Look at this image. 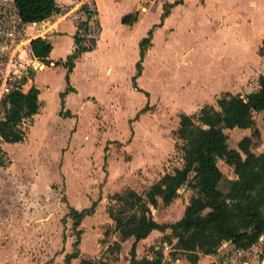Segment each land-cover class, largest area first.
<instances>
[{
	"label": "crops",
	"instance_id": "crops-1",
	"mask_svg": "<svg viewBox=\"0 0 264 264\" xmlns=\"http://www.w3.org/2000/svg\"><path fill=\"white\" fill-rule=\"evenodd\" d=\"M95 1L100 14L101 36L94 49L83 52L74 61L68 74L72 90L65 95L63 106L60 94L68 87L64 63L78 49L74 25L66 20H56L57 31L45 37L52 46L48 56L52 65L39 68L33 58H29L32 74L28 87L36 86L40 89L42 106L32 121L24 125L25 138L16 145V148L22 149L21 162L32 159L34 153L40 159L41 150L47 147L50 130L44 121L39 125V120L42 112L47 114V101L51 99L54 101L55 113L70 125L69 136V132H74L79 124L80 111L86 107L93 114L105 111L121 114L127 109L128 98L135 97L140 100V104L129 114L132 116L143 112L146 98L170 100L176 98V93H180L187 101L186 107L196 106V109H200L206 101L209 105L216 103L224 93L244 97L258 89V79L264 75V56L260 55L264 43V0H182L174 6L169 5L179 0ZM71 2L55 0L57 6ZM129 14L136 15V22L132 25L123 24L122 18ZM50 18L52 21L56 19L53 16ZM149 31H153L151 43L141 62V73L136 76L137 64L140 62V42L148 36ZM180 37H186L185 43L178 40ZM156 42L160 48L155 47ZM177 65L187 70L183 71L186 76L175 84ZM166 68L173 70L170 72L175 77L172 79L173 84L162 87L158 92L159 97L154 96L146 77L150 79L151 75V79L157 80L159 73L165 72ZM134 77L136 86L133 83ZM60 112H69L70 116H61ZM31 131L36 132L32 145L27 138ZM74 134L71 146L76 143ZM66 146L62 145L60 149L58 180L60 175L68 180L65 164L70 156L63 152ZM1 147L7 162L0 168V177H4V180L9 176L12 178L6 186H3L0 178V248L10 250L12 247L16 260L15 263L0 261V264H34L33 254L43 259L41 262L37 260V264H48L51 260L54 262L49 264H65L66 257L76 252L77 256L72 257L69 264H81L83 260L90 264H100L95 261L96 258H100L117 242L120 249L114 251L115 260L110 264H129L135 239L129 237L122 240L114 230V222L108 213L109 203H105L107 196L91 202L70 190L67 192V207L58 203L54 193L51 194L55 197L56 208L41 197L33 202L34 184L40 171L34 167V175L24 176L25 168L15 167L17 162L7 151L6 142H2ZM30 147H34L33 150ZM46 156L49 163L53 161L48 158L50 155ZM44 191L48 192L46 185ZM94 202V212L83 218L77 228L81 234L76 247V234H69L71 229L76 232L74 221L69 216L70 208L81 211L90 208ZM188 202L189 199L174 221L168 222L160 214L159 202L155 208H151L152 216L160 224L176 222L183 216ZM172 205L173 202L167 206L166 211ZM107 227H112L113 232L108 241L101 243L100 240L104 238L102 232H107ZM170 233V229L153 230L146 238L136 242L137 259L152 260L155 251L162 248L161 264H214L223 253L233 249L230 243L223 244L217 254H201L192 263L185 254L174 250L173 245L177 240L172 238L169 241L166 237ZM10 240L12 244L7 247L6 243ZM256 248L261 250V254L248 256L245 264H264V237L256 243ZM57 252L60 254L56 255ZM101 260L106 262V259Z\"/></svg>",
	"mask_w": 264,
	"mask_h": 264
},
{
	"label": "trees",
	"instance_id": "trees-1",
	"mask_svg": "<svg viewBox=\"0 0 264 264\" xmlns=\"http://www.w3.org/2000/svg\"><path fill=\"white\" fill-rule=\"evenodd\" d=\"M181 2L179 0L169 6ZM13 3L26 22L44 20L57 10L55 0H13ZM136 20L135 14H129L122 18V23L132 25ZM152 34L153 31H149L148 36L140 42V62L137 64L136 76L141 73V62L150 46ZM30 47L39 68L52 65L48 59L52 46L46 38L33 39ZM86 51L88 50L78 48L64 63L68 87L60 94L62 106L65 95L72 90L68 74L74 61ZM260 55L264 56V43L260 48ZM27 82L28 78H24L1 102L3 115L0 118V168L7 162L1 143L22 142L25 138L24 125L32 121L42 106L40 89L36 86L28 87ZM254 113H262L264 121V75L258 79V89L244 97L224 93L217 99L215 106L206 104L193 115L181 114L175 134L181 141L179 150L183 160L182 167L165 173L145 193L127 189L123 194L117 193L110 197L112 202L108 205V213L114 222V230L120 234L121 239L134 237L136 243L153 230L170 229L171 233L166 238L169 241L176 239L174 250L185 254L192 263L201 254H217L227 242L237 250L248 249L262 241L264 152L255 153L252 150L253 138H259L260 131L254 128L250 136H244L237 143V148L229 147L226 133L227 130L252 129L255 125ZM60 115L68 117L70 113L60 112ZM219 160L232 167L236 176L234 181H228V186L224 189L220 188L225 177L218 166ZM183 187L191 191L183 216L168 224L155 221L151 208H155L159 200L165 206L170 205L179 197V191ZM95 206L96 202L81 211L70 208L69 216L76 228V247L81 234L77 228L83 218L94 212ZM135 243L130 251L129 264L162 263V248L155 251L152 260L137 259ZM114 247L119 250L120 244L114 243ZM74 256H77V252L68 255L65 264H69ZM81 264L90 263L83 260Z\"/></svg>",
	"mask_w": 264,
	"mask_h": 264
},
{
	"label": "rangeland",
	"instance_id": "rangeland-1",
	"mask_svg": "<svg viewBox=\"0 0 264 264\" xmlns=\"http://www.w3.org/2000/svg\"><path fill=\"white\" fill-rule=\"evenodd\" d=\"M178 40L185 43L186 37H180ZM155 47L160 48L158 42H156ZM185 70L187 68L177 65L175 78L170 74L173 70L166 68L165 72L159 73L157 80L151 79L150 75V79L147 76L146 81L152 89V93L155 94L154 96L159 97L158 92L160 89L173 84L174 80L172 81V79H176V82L174 81L176 84L186 76L183 72ZM186 102L180 93H176V98L170 100L146 98L143 112L132 116L129 114L140 104V100L135 97L128 98L126 101L127 109L121 114H112L110 111L93 114L94 112L86 107L80 111L78 126L76 125L74 132L71 130L68 136L70 125L64 119L61 120L55 113L54 101L51 99V101H47V114L42 112L39 120V125L44 121L50 130L49 140L46 141L47 147L43 149L44 154L41 150L40 159L34 153L32 159L29 158L21 162L22 149L16 148L18 143H6L8 146L7 151L15 158L16 168H25L24 172L26 174L24 176L34 175L36 172L34 167H37L40 171L34 184L33 202L37 197H41L51 207L56 208L55 197L51 194L54 193L57 195L58 203L67 207L69 205L66 199L67 192L72 190L76 192V195L83 196L91 202L98 199L102 200L107 196L108 200H105V203H111L110 197L113 194H123L127 189H133L141 194L145 193L150 185L158 181L165 173L173 172L175 169L182 167L183 160L179 150L181 141L175 134L179 125V116L181 114L193 115L199 110V108L196 109V106L186 107ZM206 102L203 105H206ZM212 105L215 106L216 103ZM197 106L200 107V105ZM145 107L147 108L145 109ZM1 111L2 107H0V118L3 115ZM254 119L255 125L252 129L226 131L230 148H237L238 141L244 136H250L253 129L256 128L261 135L259 138H253L252 150L255 153L264 152V121L259 113H254ZM32 131L27 135L30 145L35 142L34 137H36V132L32 133ZM73 134L75 135V146H71L70 143L74 141L72 139ZM67 139L69 143H67ZM62 145H67L63 152L70 156L65 164L68 180L63 175L59 176V180L57 178V166ZM30 148L33 150L34 147ZM46 154L50 155L48 158H51L52 162L49 163L46 160ZM77 160L82 162L76 163ZM218 166L225 177L220 185V188L224 189L228 186V181H234L236 176L233 168L223 161L219 160ZM0 178L3 180V186H6V183L12 177L9 176L7 180H4V177ZM49 179L51 180L46 184ZM45 185L46 190L50 193L44 191ZM190 194V189L186 187L180 189L179 199L177 198L176 202L173 201V205L168 211H166L167 206H161L163 204L159 200L160 214L164 216L166 221H174L180 216L182 207L185 206L186 200L190 198ZM64 222L60 223L64 224ZM105 231L107 232H102L104 238L100 240L101 243L108 241L113 228L107 227ZM69 234L74 235L76 232L71 229ZM11 244V240L7 241L6 246L8 247ZM0 249V261L15 263L16 257H14L12 247L10 250H3L2 247ZM115 250L116 247L112 245L109 251H105L95 261L100 264L114 262L115 255L113 253ZM57 254H60V252H57ZM101 258L106 259V262H103ZM37 260L41 262L43 259L41 256L33 254L34 264H37ZM51 262H54V260L49 263Z\"/></svg>",
	"mask_w": 264,
	"mask_h": 264
},
{
	"label": "built area",
	"instance_id": "built-area-1",
	"mask_svg": "<svg viewBox=\"0 0 264 264\" xmlns=\"http://www.w3.org/2000/svg\"><path fill=\"white\" fill-rule=\"evenodd\" d=\"M51 16L56 18L55 21ZM51 16L26 22L13 0H0V107L5 96L24 78L29 82L32 71L29 58H33L30 43L37 37L45 38L56 32V20H66L74 25L78 48L89 51L96 47L102 27L95 0H72L70 4L57 6ZM259 254L261 250L256 248V244L248 249H232L223 253L214 264H245L248 256Z\"/></svg>",
	"mask_w": 264,
	"mask_h": 264
}]
</instances>
